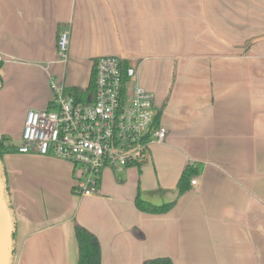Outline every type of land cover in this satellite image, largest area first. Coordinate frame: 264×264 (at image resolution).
<instances>
[{
  "label": "crops",
  "instance_id": "obj_1",
  "mask_svg": "<svg viewBox=\"0 0 264 264\" xmlns=\"http://www.w3.org/2000/svg\"><path fill=\"white\" fill-rule=\"evenodd\" d=\"M216 7L214 41L191 8L178 19L177 0H0V138L15 146L2 162L12 264H77L76 223L97 236L102 264H264V0ZM62 31L67 62L57 57ZM117 54L138 66L168 138L142 165L107 167L99 191L79 195L71 162L18 151L25 118L51 100L50 72L83 89L94 58ZM197 164L198 186L180 194L183 171ZM139 192L173 206L143 211Z\"/></svg>",
  "mask_w": 264,
  "mask_h": 264
},
{
  "label": "built area",
  "instance_id": "obj_2",
  "mask_svg": "<svg viewBox=\"0 0 264 264\" xmlns=\"http://www.w3.org/2000/svg\"><path fill=\"white\" fill-rule=\"evenodd\" d=\"M69 49L70 32L62 31L57 39L59 62L69 60ZM126 64L121 54L94 58L93 93L78 94L50 72L51 100L27 112L18 151L71 162L76 194L94 195L105 168L121 171L142 165L152 143L168 138L154 93L140 82L138 66ZM198 184L194 176L191 186Z\"/></svg>",
  "mask_w": 264,
  "mask_h": 264
},
{
  "label": "trees",
  "instance_id": "obj_3",
  "mask_svg": "<svg viewBox=\"0 0 264 264\" xmlns=\"http://www.w3.org/2000/svg\"><path fill=\"white\" fill-rule=\"evenodd\" d=\"M127 64H129V62H127ZM2 66H3V62L0 61V74H1ZM94 87H95L94 80L93 78H91L90 86L87 88V90H84L79 87H74V89H76L78 94H82L86 91L93 93ZM158 115L159 116L161 115V111H159ZM14 147L15 146L12 145V143H7V139L5 137L0 138V161L1 162H3L4 154L12 151ZM202 171H203V164L188 165L183 171L179 179V182H178L179 193L183 194L185 191L190 189L191 179L194 176L201 174ZM3 173L5 175L4 170H3ZM6 184H7V179H6ZM9 205H10V208L12 209V204H11L10 199H9ZM136 205L138 206V208L146 212L164 213L173 206V203H166V204L159 205V206L152 205L144 201L139 192V194L136 197ZM15 231H16V224H15V217H14V237H15ZM75 232H76V237H77L78 246H79V258H78L77 264H102V251H101L100 242L97 236L92 231L87 229L85 226L81 225L80 223L75 224ZM14 246H15V241H14ZM144 264H174V262L170 257H157V258L146 259L144 261Z\"/></svg>",
  "mask_w": 264,
  "mask_h": 264
},
{
  "label": "water",
  "instance_id": "obj_4",
  "mask_svg": "<svg viewBox=\"0 0 264 264\" xmlns=\"http://www.w3.org/2000/svg\"><path fill=\"white\" fill-rule=\"evenodd\" d=\"M14 252V216L9 205L6 178L0 161V264H12Z\"/></svg>",
  "mask_w": 264,
  "mask_h": 264
},
{
  "label": "rangeland",
  "instance_id": "obj_5",
  "mask_svg": "<svg viewBox=\"0 0 264 264\" xmlns=\"http://www.w3.org/2000/svg\"><path fill=\"white\" fill-rule=\"evenodd\" d=\"M232 1V0H230ZM217 6V0H191V2H188V0H177V16L179 20L184 21V11L185 9L192 10V15L194 20H197L200 24L201 19L205 20V25H207V29L211 32L213 35L214 41H216V37H218V31L216 26V11L218 9ZM232 5H230L229 9H232ZM212 16V17H210ZM213 21V22H212ZM200 26V25H199ZM248 39L245 40L244 43H247ZM21 143V142H20ZM19 143L17 142L16 145Z\"/></svg>",
  "mask_w": 264,
  "mask_h": 264
}]
</instances>
